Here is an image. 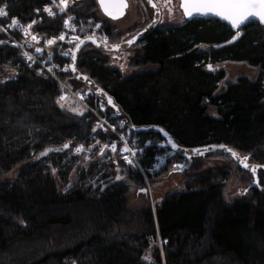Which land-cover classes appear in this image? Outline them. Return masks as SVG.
Masks as SVG:
<instances>
[{"label":"trees","instance_id":"obj_1","mask_svg":"<svg viewBox=\"0 0 264 264\" xmlns=\"http://www.w3.org/2000/svg\"><path fill=\"white\" fill-rule=\"evenodd\" d=\"M71 1L76 24L94 16L90 1ZM49 2L0 0L6 12L0 26L13 19L24 25ZM62 27L61 15H41L34 29L42 44ZM101 27L112 42L113 27L107 22ZM239 32L233 41L235 34L218 20L183 21L136 44L130 66L143 71L124 75L109 65L107 53L89 44L79 52L76 69L111 95L134 125L160 126L180 147L222 144L264 164V26L249 23ZM201 45L211 49L201 51ZM57 47L42 57L51 59L59 78L72 80L69 56ZM68 50L64 46L63 52ZM227 61L260 72L254 80L241 76L226 82L218 91L225 72L209 65ZM0 77V173L31 160L13 181H0V264H264V174L258 187L249 185L247 194L230 204L223 201V185L231 170L216 167L190 176L185 190L169 193L153 208L131 206V186L143 184L136 166L117 153L86 165L83 155H72L76 146L89 149L95 141H114L120 148L114 133L93 131L89 111L76 115L62 109L59 84L7 43H0ZM86 100L90 108L104 106L102 116L114 126L121 122L117 131L128 133L137 147L161 140L154 133L128 132L103 102L92 95ZM207 104L217 109L216 117L206 113ZM154 147L136 154L143 169L155 163ZM177 160L186 161L174 154L160 171ZM235 171L252 181L236 165ZM138 193L144 195L145 188ZM157 239L161 254L156 247L152 262H145L144 252Z\"/></svg>","mask_w":264,"mask_h":264},{"label":"rangeland","instance_id":"obj_2","mask_svg":"<svg viewBox=\"0 0 264 264\" xmlns=\"http://www.w3.org/2000/svg\"><path fill=\"white\" fill-rule=\"evenodd\" d=\"M86 1H90V3L94 5L93 10H91V13L94 15L93 16L94 18L93 17L78 18V24H77L78 29L76 32L77 35L79 36V35L92 34L97 36L103 42H107V41L111 42V40L108 39L104 31L102 30L101 23L107 21L106 18L97 9L96 1L95 0H86ZM164 1H169V0H164ZM70 2L72 3L71 0ZM149 14L150 11L147 8H145V6L142 4L140 0H130V10L128 14L124 16L123 19L117 22L109 23V25L113 27V32L114 35L116 36V37L114 36V40H112V42H120L129 38L135 32L137 27L142 26L148 20ZM182 21H183V16L178 8V0H170V3H168V5L167 6L165 5L164 7V16L162 18L161 25L173 26L180 24ZM97 24L100 25L99 28L96 27ZM105 37L107 38L106 41L104 40ZM92 49L93 48H90L89 50ZM138 49L139 46L137 45L132 47L130 50L125 52V54L122 55L119 60L113 59L110 57V55H107L109 58V65L111 67L120 69V71L124 75H128L132 72H140L145 70V68L136 69L130 66V60H131L130 57L135 55L137 51H139ZM210 49L211 46H207V45L199 46V50L201 51H208ZM57 50L58 52L64 55L65 53L63 52L64 46L57 47ZM64 56H68V55H64ZM121 65H123V69L121 68ZM211 69L213 71L223 70L225 72V79L220 83L218 91L223 90L224 84L226 82H234L238 77L241 76L254 80L256 79L257 75L260 72L258 68L251 67L246 63L231 62V61L217 63L214 66H212ZM3 76L4 75H2V77ZM2 77H0V80ZM66 79H61V84H59L60 88L62 89L60 97L61 96L66 97L65 100L60 101V103H58L59 106L61 107V104H63V107H61L62 109L76 115H82L86 111H89L91 115H93L95 118V122L93 126L95 131L101 130L102 132H106L107 130L113 134V132H111L105 126H102L100 122L97 120V116L103 114V112L100 109L102 105H98L97 108L88 107V105L85 103L87 102L86 99H88V97L91 96L90 91L83 84H78L73 80L70 79L66 80ZM70 109H77V111H71ZM98 112H100L101 114H99ZM206 113L212 117H216L217 109L207 104ZM123 133L124 135H127L126 132ZM113 144L116 145V151L112 150ZM153 146H155L154 147L155 150H157L159 153L155 155L154 158L155 163L152 165L151 168L143 169L141 167L140 169L141 172L140 171L139 172L142 175L143 184L131 186V189L129 190L130 192L127 195L128 203L131 206L148 205L151 208H153L158 203H160L162 199L169 193L185 190V184L189 180L190 176L216 167H224L231 170V176L229 180H227L223 185V201L225 204H230L236 198L242 197L247 194L248 186L252 181L246 182L245 177L241 173L235 171L234 162L228 156L226 158L219 156H214V157L200 156L192 160V163L188 169H184L185 165L187 164L186 161L177 160L171 163V165L167 166L165 169L163 170L161 169L160 171V168L163 166L164 163L167 162V159H171L174 156V154L166 147L165 143L162 140L159 141L147 140L144 142L143 146L141 147H137L135 145V148L138 150L135 153V158L137 153L141 154L145 148H150ZM101 148H104L103 154H101L100 151ZM115 153H117L119 157L127 164V162L123 159L124 155L121 153V147L119 148L117 143H115L114 141L109 143L107 142L97 143V141H95V143L89 149H84L82 152H80V155H83L82 156V160L84 161L83 164L86 165L91 161V159L99 158L101 160L104 158H108L109 155H114ZM72 155L75 156L73 151H72ZM30 162L31 160L23 162L7 173H0V181H13L16 178L17 173L23 167L28 165ZM77 165L79 164L77 163ZM116 171L118 172L117 169ZM75 176L76 174L73 173L71 178L74 179ZM142 187L145 188L144 195H140L138 193L140 192V188ZM156 247H158L159 252L161 254L160 241L158 239L152 244V246L148 250L144 252L142 259L145 262L148 263L152 262V251Z\"/></svg>","mask_w":264,"mask_h":264},{"label":"water","instance_id":"obj_3","mask_svg":"<svg viewBox=\"0 0 264 264\" xmlns=\"http://www.w3.org/2000/svg\"><path fill=\"white\" fill-rule=\"evenodd\" d=\"M150 8H152L153 10V17L152 20L140 31H138L137 33H135L134 35H132L131 37L127 38L126 40L120 41V42H116V43H104L102 41H100L96 36L94 35H85L79 38L78 42L79 43L81 40L84 41L83 44H81L80 48L77 50L76 49V44L74 46H72L69 50H68V55H69V61L67 64V70L70 74V77L72 80L83 84L91 93L92 96H94L97 100H100L101 102L104 103V105L106 107H108L114 114V116L119 119L122 120L127 131L134 133V134H142V133H154V134H158L161 138V140L165 143L166 147L172 151L174 154H176L179 157H182L186 160L187 164L185 165L184 169H188L189 166L192 163V160L194 158L200 157V156H205L206 154H223L228 156L233 162L234 164L241 169L242 171H245L247 173H249L252 176V183L250 184V187H258V177L259 175H263L264 174V164H253L251 162H249V160L245 161V163H247L249 165L248 168H245L243 166V164H241L237 159L233 158L231 152L227 151L226 149H232L226 145H224V148H221L220 145L222 144H204V145H200V146H195V147H191V148H184V147H180L178 146L174 140L172 139V137L170 136V134L168 132H166L162 127L157 126V125H134L132 123V121L130 120V118L127 116V114L122 110V108L120 107V105H118L115 101V99L109 95L107 92H105L103 89H101L90 77L81 74L77 69H76V61H77V57L79 55V52L82 50V48L85 45H91L95 50L100 51V52H121V51H125L130 49L132 46H134L135 44H137L139 41H141L142 39H144L148 34H150L154 28L158 25L159 21H160V10L159 7L157 5V3L155 2V0H152V3H149V0H143ZM100 10L102 11V13L105 16H108L105 14L104 10L101 8L100 3L98 2V0H96ZM106 4L109 5H117V4H124L126 5L125 7H123L122 15H119L118 18L119 19L121 17H123L127 11L128 8V3L127 0H105ZM153 4H155L156 6L153 7ZM179 10L181 11V14L183 16V18L185 19V21H191L194 19H203V20H208V19H213V20H218L219 22L227 25L230 30L236 35L237 31H240L244 26H246L249 23H257L260 26H264L261 25L257 20H253L250 19L248 22L242 24L239 29H233L231 27V25L224 20H221L219 17H213V16H201V15H194L192 17H185L184 13H183V9L181 8V0H179ZM109 18L113 19L112 17L108 16ZM89 36H94L97 43H93L91 40L89 39H85L86 37ZM129 41H132L131 43H129ZM114 45H119V48H114ZM75 52L76 54V59L75 61L72 60V56H71V52ZM85 77H87V79H85ZM111 98L112 103L110 104L108 101V98ZM161 129H163V131H160ZM164 133H167L168 135L165 136ZM169 138L172 139V141L177 145L176 148H173L171 146V144L168 143ZM233 151H235L236 153L239 154V157L241 159H243V156L240 155V153L234 149H232ZM257 166L256 167V172L255 175H253V172L251 170L252 166Z\"/></svg>","mask_w":264,"mask_h":264},{"label":"snow or ice","instance_id":"obj_4","mask_svg":"<svg viewBox=\"0 0 264 264\" xmlns=\"http://www.w3.org/2000/svg\"><path fill=\"white\" fill-rule=\"evenodd\" d=\"M100 3L101 8L104 10L105 14L112 17L113 19H116L119 17V15H122V9L126 5L124 4H117V5H109L105 3V0H98ZM149 3H152V0H149ZM53 4H55V0H53ZM156 5L153 4V7ZM60 12H64L68 7V0H60V4L58 5ZM181 8L183 9V13L185 17H192L194 15H201V16H213V17H219L221 20L227 21L233 29H239V27L248 22L250 19L257 20L261 25H264V0H181ZM44 11L49 15L52 16L54 13L52 12L51 8L45 7ZM6 15L5 8L0 7V16ZM72 17H69L68 20L65 21V27L69 26V20H71ZM35 23V21H33ZM18 25V21L16 19L12 20V26ZM23 30V33L25 36L31 35L29 32V29H31L32 24L27 25L26 27L20 26ZM97 28L100 27L99 24L96 25ZM74 30V29H73ZM240 32L237 31L236 35L233 36V41L239 38ZM32 40L36 41L37 37L32 35ZM60 40H64L65 36L62 33L59 37ZM78 39V38H76ZM85 39L91 40L93 43H97L94 36L86 37ZM106 37L104 40L106 41ZM132 41H129L131 43ZM231 42V41H230ZM0 43H4V41H0ZM48 45H52L55 43V39L47 40L46 42ZM84 41L81 40L79 43L76 44V49L78 50L83 44ZM114 48H119V45H114ZM37 52H40V48H36ZM69 53H64V55H68ZM24 55L31 60L32 57L28 55V53H24ZM72 60L75 61L76 54L75 52H71ZM121 68L123 69V65H121ZM209 68L211 69V65H209ZM51 70V69H50ZM66 70V69H65ZM87 79V77H85ZM66 97L61 96L57 103H60V101L65 100ZM109 103H112L111 98H108ZM61 107H63V104H61ZM71 111H77V109H70ZM82 114V113H80ZM121 127H123V124H121ZM95 131V129H93ZM160 131H163L161 129ZM165 136H167V133H164ZM99 143V142H97ZM168 143L171 144L173 148H176L177 145L172 141L171 138H169ZM64 148H68L69 145L65 144L63 146ZM107 147V146H105ZM221 148H224V145H220ZM84 150L83 146L76 147L75 151L77 153L82 152ZM112 150L116 151V145H112ZM227 151L231 152L233 158L237 159L245 168H248L249 165L245 163V161L248 160V157L245 156L243 159L239 157V154L233 151L232 149H226ZM59 151V149H57ZM101 154L104 152V148H101ZM122 152H128L131 151L126 145L123 149H121ZM47 153H41V155H46ZM135 155V153H133ZM123 159L129 163L133 164V161L129 159L128 156H124ZM257 166H252L251 170L253 172V175H255ZM55 171V170H53ZM117 180L122 179L121 176L116 177Z\"/></svg>","mask_w":264,"mask_h":264},{"label":"built area","instance_id":"obj_5","mask_svg":"<svg viewBox=\"0 0 264 264\" xmlns=\"http://www.w3.org/2000/svg\"><path fill=\"white\" fill-rule=\"evenodd\" d=\"M60 4V0H55V4H53V0H50V2L48 4H46L39 12H37L36 17L33 18V20H31L30 22H27L24 25L18 24L16 26H12V22L8 25H6V28L1 27L0 26V33L4 34V36L6 37V39H4V44H9L10 46L17 48L18 50L21 51V55L24 58V60L30 64V65H36L39 67L40 70L45 71L46 73H48L50 75L51 78H53L58 84H61V78H59L56 73H55V65L51 62V59L49 57H42V53L48 49H51L55 46H65L66 48H70L72 46H74L78 40H79V36L77 35V24L75 22V17L73 15H71L69 13V2H68V7L64 12H60L58 5ZM45 7H49L51 8L52 12L54 13V15L49 16L45 11ZM41 15H45L47 17H53L55 15H61L62 16V31L59 33V35L54 38L55 39V43L52 45H48L46 42L44 41L42 42V44H40V40L35 32L34 26L36 24V20L41 16ZM3 16H0V18H2ZM69 17H72L71 20H69V26L65 27V21L68 20ZM33 21H35V23H33ZM32 24L31 29H29V32L31 35L29 36H25L23 33V30L20 26H24L26 27L27 25ZM74 29V30H73ZM64 34L65 39L64 40H60L59 37L61 34ZM32 35L37 37L36 41L32 40ZM78 38V39H76ZM36 48H40L41 51L37 52ZM24 53H28L29 56L32 57L31 60H29ZM51 69V70H50ZM84 104V103H83ZM89 109V108H88ZM101 111L104 113L105 112V107L101 106ZM114 115L111 114L110 117H113ZM97 120L100 122V124L102 126H105L107 129H109L111 132H113L115 134V136L117 137V140L119 141V143L121 144V149H123L125 147V145L131 150L128 152H122L121 153L124 156H128L129 159H131L133 161V165L136 166L138 168V170L141 172V167L138 164V161L135 158V155H133V153H136L138 150L135 148L136 145V140L133 138H130L129 134L127 133V135H124V133L117 131L118 128H122L121 127V122L116 121V126L110 124L105 117H103L102 115H98L97 116ZM147 145V144H146ZM76 149V148H75ZM75 149L73 150V153L75 155H79V153H77L75 151ZM172 152V151H171ZM173 153V152H172ZM174 154V153H173Z\"/></svg>","mask_w":264,"mask_h":264},{"label":"flooded vegetation","instance_id":"obj_6","mask_svg":"<svg viewBox=\"0 0 264 264\" xmlns=\"http://www.w3.org/2000/svg\"><path fill=\"white\" fill-rule=\"evenodd\" d=\"M96 1V0H95ZM141 2H142V4L145 6V8H147L149 11H150V14H149V17H148V20L142 25V26H139V27H137L136 28V30H135V32L132 34V35H134L135 33H137L138 31H140L141 29H143L151 20H152V17H153V10H152V8H150L143 0H140ZM155 2L157 3V5H158V7H159V10H160V21H159V23H158V25L154 28V30H156V29H159V28H163V27H166V26H162L161 25V22H162V18H163V16H164V7H165V5L167 6L168 5V3H170V0L169 1H164V0H155ZM127 3H128V8H127V11H126V13H125V15L124 16H126L127 14H128V12H129V10H130V0H127ZM96 6H97V9L99 10V12L106 18V21L108 22V23H111V22H117V21H119V20H121V19H123L124 18V16L123 17H121V18H119V19H111V18H109L108 16H105L103 13H102V11L100 10V8H99V6H98V4H97V2H96ZM178 8H179V0H178ZM183 21H185V19L183 18ZM182 21V22H183ZM181 22V23H182ZM153 30V31H154ZM152 31V32H153ZM151 32V33H152ZM131 35V36H132ZM149 35V34H148ZM130 36V37H131ZM143 40V39H142ZM140 42V41H139ZM138 42V43H139ZM104 43H116V42H104ZM136 45V44H135ZM134 45V46H135ZM134 46H132V47H134ZM131 47V48H132ZM130 48V49H131ZM130 49H128V50H130ZM128 50H125V51H121V52H107V54L108 55H110V57L111 58H113V59H116V60H119L120 58H121V56L122 55H124L125 54V52H127ZM106 53V52H105Z\"/></svg>","mask_w":264,"mask_h":264}]
</instances>
